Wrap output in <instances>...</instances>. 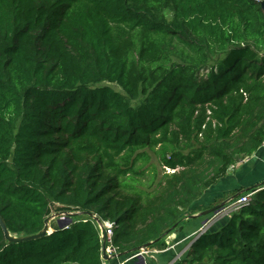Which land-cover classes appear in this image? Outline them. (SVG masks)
<instances>
[{
	"label": "trees",
	"instance_id": "obj_1",
	"mask_svg": "<svg viewBox=\"0 0 264 264\" xmlns=\"http://www.w3.org/2000/svg\"><path fill=\"white\" fill-rule=\"evenodd\" d=\"M263 1L0 0V216H83L0 227V264H105L89 214L124 260L214 208L264 143ZM190 244L179 264H264V192Z\"/></svg>",
	"mask_w": 264,
	"mask_h": 264
},
{
	"label": "crops",
	"instance_id": "obj_2",
	"mask_svg": "<svg viewBox=\"0 0 264 264\" xmlns=\"http://www.w3.org/2000/svg\"><path fill=\"white\" fill-rule=\"evenodd\" d=\"M264 192V143L259 150L251 157L245 158L243 162L237 163L227 174V176L219 181L216 185L205 192L204 196L199 200V207H216L228 204L235 196H245L255 193V197H259ZM237 197V198H238ZM202 212L191 215L190 220L186 222L184 227L179 232L169 236V241L166 239V249H152L156 253L155 264H171L181 258L189 246L183 248L187 241L191 240V244L195 242V234L200 230L207 228L209 233L218 232L226 225L230 217H222L215 219V215L202 217ZM216 221H213V220ZM53 225V224H52ZM55 228V226H54ZM206 231V232H207ZM119 260H111L108 264H118ZM128 264H143L140 259H137ZM154 264V263H152Z\"/></svg>",
	"mask_w": 264,
	"mask_h": 264
},
{
	"label": "water",
	"instance_id": "obj_3",
	"mask_svg": "<svg viewBox=\"0 0 264 264\" xmlns=\"http://www.w3.org/2000/svg\"><path fill=\"white\" fill-rule=\"evenodd\" d=\"M261 9L264 13V1L261 3ZM238 196H235L233 197L229 202H232L234 200L237 199ZM227 202V203H229ZM226 204L224 205H221V206H216L214 208H211L210 210H207L205 212H203L201 214L202 217H207V216H210L212 214H216L218 213L221 209H223L225 207ZM62 214L63 213H59L58 215H54V216H51L49 218H47L45 220V226H44V229L37 235H33V236H15V235H12L7 226H6V223L5 221L3 220V218L0 216V227L4 233V236H5V239L8 243H22V242H29V241H34V240H37V239H41L43 237H46L48 235H51L52 233H54L57 229H54V230H51V226H52V222L55 220V219H58L59 220V225H58V230H61V229H64V228H68L72 223H73V213L69 214H65V219L66 220H62L61 217H62ZM75 216V215H74ZM77 216H82V214H78ZM90 218H92L93 220H95L99 225L100 227L102 228L103 225H102V221L95 215L93 214H89L88 215ZM68 217V218H67ZM68 219V220H67ZM151 243L143 246L142 248H140L138 250L141 251L143 249H149L151 247ZM102 256H103V260L104 261H111L112 259H115V258H122L124 256H127V253L125 254H119L118 256H114V258H111L110 256H108L107 254V242H106V237H105V230L102 228Z\"/></svg>",
	"mask_w": 264,
	"mask_h": 264
},
{
	"label": "built area",
	"instance_id": "obj_4",
	"mask_svg": "<svg viewBox=\"0 0 264 264\" xmlns=\"http://www.w3.org/2000/svg\"><path fill=\"white\" fill-rule=\"evenodd\" d=\"M171 173V171H169ZM255 193L252 194H247L245 196H242L240 198H238L237 200H234L232 202H230V204L228 206H225L223 209H221L218 213H216L215 215V219L218 218H222V217H230L232 214H234L235 212L240 211L243 207L248 206L251 204L253 197L255 196ZM103 229L105 230V237H106V242H107V254L108 256H110L111 258H114V256H118L119 252L118 250L113 246V236H114V224L111 222H103ZM100 232H101V241H102V228L100 227ZM205 230L207 231V228H205ZM206 231H204L203 229L200 230V234L198 236H196L195 240L198 239V237H200L201 235H203ZM159 253L157 251H154L152 249H143L139 252H137L136 254L121 260L118 258L112 259V260H119L118 264H128L129 262H133L137 259H140L142 261L143 264H152V263H156V256L155 254ZM171 264H179L178 261L173 262Z\"/></svg>",
	"mask_w": 264,
	"mask_h": 264
},
{
	"label": "rangeland",
	"instance_id": "obj_5",
	"mask_svg": "<svg viewBox=\"0 0 264 264\" xmlns=\"http://www.w3.org/2000/svg\"><path fill=\"white\" fill-rule=\"evenodd\" d=\"M111 87L112 88H114L116 91H119V92H122V90L117 86V85H111ZM135 104V103H134ZM149 155H150V157H151V160H152V164H154L156 167H157V171H158V174H159V176H158V181H160V180H162V177L165 175V174H172L173 172H164V170H162L161 168H160V166H159V164H158V162H157V160H156V158L151 154V153H149ZM241 162H243V161H240L239 163H241ZM233 168V167H232ZM148 174H150V172L148 173ZM153 174V173H152ZM148 177V176H147ZM146 177V178H147ZM150 179V178H149ZM148 179V180H149ZM241 197V196H240ZM240 197H238V198H240ZM237 198V199H238ZM236 199V200H237ZM230 204V202L227 204V205H225V206H228ZM59 213H63V212H57L56 211V209H54V212L51 214V216H54V215H58ZM71 213H73V223H75V222H77L81 217H83V216H77L78 214H80L79 212H70L69 214H71ZM203 213V212H202ZM201 213V214H202ZM235 213H237V212H235ZM65 214H67V213H63L62 214V217H61V219L62 220H66L65 219ZM75 215V216H74ZM213 215V214H212ZM50 216V217H51ZM96 216V215H95ZM211 216V215H210ZM68 218V217H67ZM68 220V219H67ZM188 221L190 220V218H188L187 219ZM213 221H216L215 219L213 220ZM187 222V221H186ZM103 223V222H102ZM51 224H53V227L55 226V228L54 229H58V225H59V220L58 219H55ZM204 231H206L205 230V228L203 229ZM200 234V231L198 232V233H196L195 234V237L194 238H192V240H194L195 238H196V236H198ZM167 241H169V237L167 238ZM189 241H191V240H189ZM189 241H187V242H189ZM192 242V241H191ZM106 263L105 264H108V262L107 261H105Z\"/></svg>",
	"mask_w": 264,
	"mask_h": 264
},
{
	"label": "bare ground",
	"instance_id": "obj_6",
	"mask_svg": "<svg viewBox=\"0 0 264 264\" xmlns=\"http://www.w3.org/2000/svg\"><path fill=\"white\" fill-rule=\"evenodd\" d=\"M51 230H54V227H53V225L51 226Z\"/></svg>",
	"mask_w": 264,
	"mask_h": 264
}]
</instances>
